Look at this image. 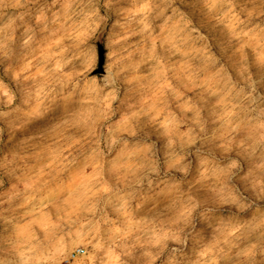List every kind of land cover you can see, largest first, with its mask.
<instances>
[{
    "label": "clouds",
    "instance_id": "obj_1",
    "mask_svg": "<svg viewBox=\"0 0 264 264\" xmlns=\"http://www.w3.org/2000/svg\"><path fill=\"white\" fill-rule=\"evenodd\" d=\"M203 3L233 50L180 75L153 57L140 77L128 41L154 40L148 15L121 12L120 0H0V69L15 84L0 79V264H264V0ZM113 14L119 35L99 82L86 75L87 42ZM118 100L132 117L119 131L123 119L108 123ZM101 121L115 143L97 136ZM79 127L95 138L88 183L58 172L77 164L69 130ZM48 207L57 220L38 235ZM81 243L92 251L80 255Z\"/></svg>",
    "mask_w": 264,
    "mask_h": 264
},
{
    "label": "rangeland",
    "instance_id": "obj_2",
    "mask_svg": "<svg viewBox=\"0 0 264 264\" xmlns=\"http://www.w3.org/2000/svg\"><path fill=\"white\" fill-rule=\"evenodd\" d=\"M157 7L151 10L149 15V8L144 4V0H120L118 7L120 11L131 15H148V19L151 22V28L153 32L154 40L142 41L140 36H131L128 43L138 45V52L133 57L134 67L130 69L134 76H147L156 67V60L153 57H158L165 61V68L172 67L175 74L180 75L188 69H198L206 60L208 56L220 57L222 53H230L233 50L234 45L237 44L236 39L230 34L227 26L220 23L219 19L215 15L210 14L208 9L204 6L203 0H169L168 4L163 3V0H154ZM104 14L103 12L101 13ZM171 18V19H169ZM117 19H122L117 14H113L107 21V26H101L91 39L88 40L89 45H94L86 54V63L90 65L86 75L89 79L95 78L97 81L102 82L109 73L111 66L110 52L111 40L114 36L119 35V29L113 28V22ZM165 24L167 25L165 28ZM133 27H136L133 25ZM162 29L164 30V36L168 38L169 43H165L161 46ZM173 43L176 45L173 47ZM154 45V50H153ZM174 53V54H173ZM173 72H168V76L172 77ZM0 79H2L8 87L15 90V84L8 75H5L0 69ZM171 83L176 81L170 80ZM194 93H188L189 96ZM122 93L121 99H124ZM65 103L63 101H57V104ZM75 103V100L73 101ZM118 100L112 105L114 110L111 120L108 123H116L123 119V124L118 125L117 131L121 127L130 123L132 117H122L119 111ZM58 110L56 105H52L49 109V113H56ZM104 121L95 126V132L97 136L103 134L104 137H108L113 143L116 142L117 137L115 132L108 133L106 127H102ZM88 129L85 127L73 128L69 130V134L79 140L74 147L69 151L79 157L77 164L70 167H63L58 169L59 175L67 176L70 171H73V175L78 177L77 182L88 183L93 176L92 168H85L87 158L89 155L94 154V149L90 147L89 141L94 140L92 136H87ZM87 136L85 140L84 137ZM104 139H101V146H104ZM59 149H53V156L55 157ZM118 146L116 150L112 151L111 156H108V149H105V155L111 159L117 155ZM80 152H84L86 155L80 157ZM65 156H68V152H64ZM72 159L71 156H68ZM35 163V161H33ZM44 161H41V166ZM48 180L46 175L35 176L33 183L35 186L40 187L45 181ZM15 182V181H14ZM8 186L7 179L5 180V188ZM3 189H0L2 191ZM43 194V193H42ZM68 193H61L60 198L66 199ZM7 207V205H5ZM67 212L73 211V205L71 203L64 205ZM63 214V213H62ZM113 219H115L114 213H109ZM50 216V219L47 217ZM57 220L56 208L48 207L43 209V215L41 222L34 225L37 230V234H42L46 228H50ZM83 240V237L77 233L72 237V241ZM83 252L80 255H84L86 252L92 251L90 246H85L81 243L80 248ZM77 250V251H78ZM74 257L77 252H73ZM63 264H75L72 259L66 260ZM87 264V262H86Z\"/></svg>",
    "mask_w": 264,
    "mask_h": 264
},
{
    "label": "built area",
    "instance_id": "obj_3",
    "mask_svg": "<svg viewBox=\"0 0 264 264\" xmlns=\"http://www.w3.org/2000/svg\"><path fill=\"white\" fill-rule=\"evenodd\" d=\"M78 252L81 254L83 251L82 250H78Z\"/></svg>",
    "mask_w": 264,
    "mask_h": 264
}]
</instances>
